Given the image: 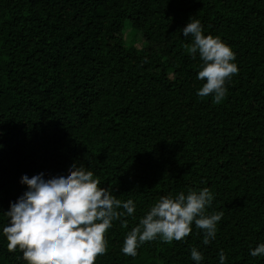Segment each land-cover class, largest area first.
<instances>
[{
	"label": "trees",
	"instance_id": "trees-1",
	"mask_svg": "<svg viewBox=\"0 0 264 264\" xmlns=\"http://www.w3.org/2000/svg\"><path fill=\"white\" fill-rule=\"evenodd\" d=\"M199 20L238 72L221 103L201 97V60L181 30ZM83 165L132 216L113 221L95 264H264V0H0V229L19 183ZM208 188L215 240L124 237L163 196ZM118 211H123L122 208ZM122 221L126 226H122ZM0 235V264H26Z\"/></svg>",
	"mask_w": 264,
	"mask_h": 264
},
{
	"label": "clouds",
	"instance_id": "clouds-1",
	"mask_svg": "<svg viewBox=\"0 0 264 264\" xmlns=\"http://www.w3.org/2000/svg\"><path fill=\"white\" fill-rule=\"evenodd\" d=\"M183 37L191 36L188 53L201 60L198 80H204L197 90L201 97L211 95L221 103L226 96V81L238 72L235 53L220 37L202 34L199 20H191L182 28ZM19 183L26 190L9 203L4 212L6 223L0 229L9 252L20 251L26 264H95L98 255L107 251L105 233L113 221L132 216L136 205L132 199L121 201L110 189L101 187L91 170L76 163L67 172L47 176L44 172L29 177L21 175ZM213 195L208 188L178 193L160 198L124 237L121 252L135 257L145 242L157 238L165 243L183 241L192 231V224L203 233L202 243L215 240L217 222L222 212L206 214ZM122 208L123 211H118ZM122 226L126 222L122 221ZM218 264H225L223 250ZM252 257H264V243L250 248ZM190 259L200 264L202 253L193 247Z\"/></svg>",
	"mask_w": 264,
	"mask_h": 264
}]
</instances>
